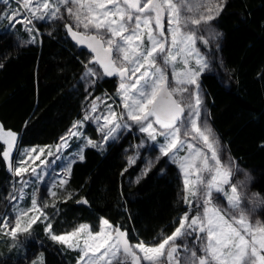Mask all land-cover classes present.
<instances>
[{"label": "snow or ice", "instance_id": "snow-or-ice-1", "mask_svg": "<svg viewBox=\"0 0 264 264\" xmlns=\"http://www.w3.org/2000/svg\"><path fill=\"white\" fill-rule=\"evenodd\" d=\"M11 2L0 0L5 6L0 20L8 21L5 27L14 29L21 24L30 37L24 43L32 44L39 35L36 22L63 21L66 34L92 53L82 79L94 84L105 76L117 77L122 107L116 112L107 103L110 97H96L83 120L75 121L60 138L55 153L47 151L52 160L41 158L45 148H32L20 153L16 166L12 157L18 136L0 125V157L21 185L19 197L10 194L9 200L24 199V189L32 182L26 176L44 181L50 165L64 159L61 153L74 138L86 141L72 154L82 161L85 147L102 149L121 130L136 125L158 147L157 160L167 157L177 165L188 211L178 217L179 226L170 235H162L159 243L141 240L132 244L126 231L103 217L98 232L82 224L72 232L57 235L44 209L56 206L55 189L68 183L75 163L68 159L51 180L48 193L52 204L41 205L34 191L29 208L14 206V224L9 217H0L4 221L0 235L17 241L21 235L31 236L35 224L44 223L50 240L79 251L76 264H264V224L249 221L243 207V182H231L234 168L220 158L222 149L207 125L199 86L209 61L198 45L208 47L219 39L221 34L211 22L226 0H15V9L9 6ZM86 122L95 123L102 134L99 144L84 137ZM36 160L39 164L27 166ZM128 163H135V158L129 157ZM217 194L223 195L227 207L213 203ZM70 198L71 193L65 197ZM252 199L255 207L257 194ZM77 203L88 202L82 199ZM259 203L264 204V200ZM192 237L195 239L190 246ZM33 264H43L42 258Z\"/></svg>", "mask_w": 264, "mask_h": 264}, {"label": "trees", "instance_id": "trees-1", "mask_svg": "<svg viewBox=\"0 0 264 264\" xmlns=\"http://www.w3.org/2000/svg\"><path fill=\"white\" fill-rule=\"evenodd\" d=\"M213 24L221 33L223 69L215 66L199 78L210 124L237 165L249 171L250 189L264 200V0H226ZM37 28L32 44H17L7 27L0 31V125L17 134L16 149L57 142L81 117L90 91L80 78L92 53L73 42L63 21L40 22ZM91 88V95L113 93L116 78L97 79ZM129 142L128 135L103 150L85 147L84 159L72 164L67 193L49 210L54 232L82 222L97 230L102 216L131 242L155 243L174 230L187 207L177 167L161 159L142 173V159L128 163ZM13 177L0 157V217ZM82 199L88 203H77ZM259 216L264 224V204ZM33 231L40 241L11 244L2 235L0 264H28L38 253L43 264H74L77 251L50 240L44 223Z\"/></svg>", "mask_w": 264, "mask_h": 264}, {"label": "rangeland", "instance_id": "rangeland-1", "mask_svg": "<svg viewBox=\"0 0 264 264\" xmlns=\"http://www.w3.org/2000/svg\"><path fill=\"white\" fill-rule=\"evenodd\" d=\"M9 6L11 8H13V9L18 7V5L15 2V0H12L11 4ZM4 13H5V6L3 4H0V15H3ZM40 22H44V21H40ZM40 22H36V28H37L38 23H40ZM45 23H50V22H45ZM7 24H8V21L6 19L0 20V31H2ZM166 24H167V21L165 20V25ZM211 26L216 32L220 33V31L217 29V27H215V25L213 24V21L211 22ZM7 29L12 31V32L14 31V35H15L17 44L24 43L25 41L30 39L29 34L26 31L23 30V26L21 24H16L14 29L13 28H8V27H7ZM39 33H40V31H39ZM33 35H36L35 32L33 33ZM220 41H221V35H220L218 40L214 41L208 47H205L203 45H198L200 47L201 52L207 57V59L209 61V67H208L207 70H215L216 69L215 66H217V68H219L220 70L223 69L222 68V61H221V57H220V53H219ZM91 59H92V57L89 58L88 62ZM88 62H86V64H88ZM84 73H85V67H84L83 73L81 75L80 81L90 91H88V97H87V100L85 102L81 117L75 119L74 122L83 120V117L85 115V111L88 109L89 105L91 104V102L93 100H95L96 97H101L102 99L110 97V99L107 100V103H111L113 105V109L116 112H120L122 106H120V97L117 95V88L119 86V79L117 77H115L116 78V89H115V92L108 93L106 90H103V91H100L99 93L91 95V92H92L91 86L93 84H91L86 79H82V77L84 76ZM170 75H171V70H169V76ZM199 86H200V83H199ZM200 90H201V93H202V99H203V105H204V113H205L207 125L212 129V132L214 133L215 137L218 139L219 145H220V147L222 149L220 158L225 164H228L229 162H231V164H232V166L234 168V173H233V176L231 178V182L233 184H237L238 182H243L244 186L242 188V191L245 193V200L243 201V207H244L245 211L248 214L249 221L251 223H253V224H255L257 221H259L261 224H263V222H262V220H261V218L259 216V211H260L261 207L263 206V204L259 203V201H261L263 199L257 192H255V191L250 189V185H249V183H250V173H249V171L246 170V169H243V168H241V167H239L237 165L235 159L229 154V152L227 151L225 145L220 140V138L217 135V133L215 132V130L212 128V126L210 124V120H209L207 105H206L205 100H204V92L202 91L201 87H200ZM103 111H104V105H101L100 106V113H102ZM73 123H72V125H73ZM71 126L65 131V133L62 136H65V134L68 132V130L71 128ZM83 134H84L85 138H90L91 140L97 142L98 144L102 141V134L96 130V124L95 123L86 122L85 126L83 128ZM128 135L130 136V142H129L128 146H126V148H125V152L127 153L126 154L127 158L129 160V157H133V158H135V162L138 159H142V162H143L142 169H141L142 173H144L146 169H149L155 163L159 162L161 159L165 160V164L172 163L171 160L169 158H167V157H161L159 160L156 159L157 156H159L158 147L154 146L153 142L148 140L146 135L144 133H141L139 131V127L136 126V125H133L131 127V129H123V130H121L117 134V138L116 139L109 140V141H116V140H119L122 137H127ZM158 139L160 140L161 143L163 142L162 138H158ZM109 141H107V142H109ZM85 142L86 141L83 138L79 139V140L74 138L70 142V147L65 149V150H63V152L61 153V155L64 157V159L56 160L54 165H50V167L48 169V173L45 176L44 181H37L35 179V177L26 176V178L30 179L32 182L29 184L28 187H26L24 189V199L23 200H19L18 199L17 201L9 200L8 208H7V211H6L5 215H4V217H9L11 219L12 223L14 224V221H15V217L13 215L14 206H19V207H22V208H29L31 206V196H32V193L34 191L36 192L38 200H39L41 205H43L44 203H48L49 205H51L52 202H53V198L49 195L48 189L50 187L52 178L55 176V174H57V173H59L61 171V169L64 167V165H65V163L67 162L68 159H74L75 161L78 160V158L73 156L72 154L73 153H77L80 150V148L85 144ZM107 142L104 143V146H103L102 149L101 148H97V149L103 150L106 147ZM142 142H143V145H142ZM59 143H60V138L58 139L57 142H55L53 144H48V145L45 144V145L19 146V147H17L16 152H15V156L13 157V164H14V166H16L17 162L20 159V153H22L26 149L35 148V149L39 150L40 148H45L46 151H45L44 155L41 157V158H45V157H47V151L48 150H51L52 152L55 153L56 145L59 144ZM83 154H84V151H83ZM183 154H184L183 152L180 153V155H183ZM47 158L49 160L53 159V157H47ZM149 162H151V166H149ZM37 164H39V160H36L34 163L30 161L27 166L28 167H33V166H35ZM174 165L177 167L176 164H174ZM177 170H178V173H179V176H180V179H181V183H182V177H181V174H180V171H179L178 167H177ZM18 181H19L18 177H13V185H12L13 186L12 187L13 192L11 194H15L17 197H19V191L18 190L21 187V185L18 183ZM55 190L57 191V197L55 199V205H56L58 200L62 199L61 197L67 193L66 192V185L64 186V188H57ZM253 194H257L255 207L253 205V199H252V195ZM183 195H184V193H183V183H182V198H183ZM213 203L218 205V206H221V207H227V201L224 199L222 194H217V196L214 199ZM51 208H53V207H48V208L44 209L45 213L49 217V221L48 222H50V219H51V217H50L51 215H50V212H49V210H51ZM186 211H188L187 207L179 215V217L182 216ZM192 214L194 215L195 212H193ZM102 217H100V219ZM103 218H105V217H103ZM100 219H99V225H98V229L97 230H93L92 227L90 226V224H88L87 222H82V223L76 224L73 228L69 229L68 231H64V232H60V233H56L53 230L52 231H53V233H55L57 235H60V234H64V233H67V232H72L74 229H76L80 225L84 224V225H88L90 227V230L93 233H95V232H98L100 230ZM105 219H107V218H105ZM3 222L4 221L2 220L1 224ZM113 226H115V225H113ZM177 226H179V220L178 219H177L175 227H177ZM44 227H45V224H44ZM174 230H175V228H174ZM170 234H168V235H170ZM1 236L2 235H0V244H2V242H3ZM163 236H166V235H163ZM161 238H162V236H161ZM194 239H195V237H192V238L189 239L190 246H191L192 240H194ZM9 240L11 241V244L15 242L11 238H9ZM38 240H39V238L36 236L35 232L32 230L31 236L21 235L15 243L23 244L24 242H29V241L32 243V242H35V241L38 242ZM159 240L157 242H155V243H159ZM138 242L139 241H132L131 243L135 244V243H138ZM146 243L153 244L154 242L153 243L146 242ZM178 243H180V241H178ZM76 251H77L78 254H77L76 261L74 262V264H76L77 258L80 255L79 251L78 250H76ZM39 260H41V257H40V255L38 253V254H36V256L34 258H32L31 260L28 261V264H33L34 261H39Z\"/></svg>", "mask_w": 264, "mask_h": 264}, {"label": "water", "instance_id": "water-1", "mask_svg": "<svg viewBox=\"0 0 264 264\" xmlns=\"http://www.w3.org/2000/svg\"><path fill=\"white\" fill-rule=\"evenodd\" d=\"M74 42V41H73ZM75 43V42H74ZM76 44V43H75ZM77 45V44H76ZM78 46V45H77ZM80 47H85V48H87L86 46H80ZM88 49V48H87ZM89 50V49H88ZM90 51V50H89ZM122 231H125V230H123V229H121ZM128 239H129V236H128ZM129 241H130V243H131V240L129 239Z\"/></svg>", "mask_w": 264, "mask_h": 264}]
</instances>
